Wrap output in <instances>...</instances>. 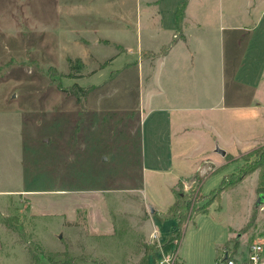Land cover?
Wrapping results in <instances>:
<instances>
[{"label":"rangeland","instance_id":"374dc122","mask_svg":"<svg viewBox=\"0 0 264 264\" xmlns=\"http://www.w3.org/2000/svg\"><path fill=\"white\" fill-rule=\"evenodd\" d=\"M180 1L0 0V189L67 190L48 203L55 211L86 204L100 190L115 225L112 236L92 237L84 210L69 224L64 216L33 214L32 204L44 210L49 198L0 195L8 253L22 247L31 259L28 245L36 242L61 250L52 259L69 264H157L168 254L179 264H216L224 248L264 244L258 170L214 196L264 146V0H188L185 34L218 37L206 47L217 55L224 94L250 103L224 117L207 113L209 123L191 121L185 128L198 135L193 145L170 153L159 145L163 136L170 140L168 130L175 141L184 129L174 113L171 126L156 111L146 117L152 68L133 67L104 84L126 62L156 58L158 51H141L159 50L172 38ZM69 57L84 61L81 76L70 74ZM74 83L98 87L80 105L64 91ZM218 147L228 150L225 156L214 152Z\"/></svg>","mask_w":264,"mask_h":264},{"label":"crops","instance_id":"0c3cea01","mask_svg":"<svg viewBox=\"0 0 264 264\" xmlns=\"http://www.w3.org/2000/svg\"><path fill=\"white\" fill-rule=\"evenodd\" d=\"M180 2H178L177 7L174 11L176 31H178L179 33L177 34V32L175 31L176 33L174 32L172 38L168 41V43L164 44L163 47H161L159 50L142 49L146 50L147 52L141 51L142 56H146V53L148 52L158 51V55L156 56V58L150 61L138 59L135 61L126 62L125 65L120 69H114L111 73L110 79L104 83L106 84L114 81V79H116L118 76L124 74L128 69L133 67H141V65H146L149 66L150 69L152 68V70L147 71V74L150 73L149 78L152 77L151 83L154 86V90L151 92L150 101H148L151 107L148 108L149 110L147 111L146 117L151 115L153 111H156L157 114L166 116L168 119V126H171L172 114L174 113L176 114V118L178 117V119L176 120H178V123L180 122L182 128L184 129V131L181 129L176 134L180 138L176 139L175 141L173 139L175 133H172L170 130H168L169 133L167 138L170 140L168 141L167 139V144L166 136L162 137L163 143L159 142V145L162 147H165V145L170 147V149L167 151L169 153L172 152V149L175 145H177L176 149H184L185 146L193 145L196 139L198 141V135L195 134L194 137H192L191 135V133L193 134L194 130L192 128H185L186 125L191 123V121L197 122L202 120L209 123L208 119L206 118L207 113H210L213 117L216 118H219V116L224 117L225 111L227 112V115H232L234 111L240 109L241 106H248L249 103L242 102V98H239L237 93H231L227 95L224 94V87L226 82L224 80L220 82L216 74V70L218 67L217 55L216 53L215 55H213L210 51V47H206V41L211 40L213 42L215 39L217 40L218 37H216V35L185 34L184 26L189 22L186 13L189 1L186 6L182 27H178L176 12ZM178 35L182 36L179 37ZM224 37L225 35H219V39L221 41H223ZM228 37L232 38L234 36L228 35ZM194 40L196 42H194ZM215 51L217 52L216 48ZM110 61H106L105 65L110 63ZM231 71L235 73L233 67ZM236 85L238 86L239 84L236 83ZM92 86L94 87V89L98 87L97 85ZM135 111H138V108L135 110L130 109L129 111H127V113ZM175 111H178L180 113L178 114ZM235 117L238 119V114ZM229 119H231L232 122L234 121L233 116H230ZM214 133L216 134V131ZM223 150L226 153L228 151H226L225 149ZM210 152L212 151H207V153L199 155L195 159V162L204 159L210 154ZM214 152L219 153L222 156L226 155L218 152L217 149L214 150ZM155 158L158 161H163V159H165L163 156H159L156 154ZM4 194L25 195L31 200V202L33 199V195L43 196V198H49L50 200H45L44 202H42L43 204H45L44 210L37 211L34 208V204H32L33 209L35 210L33 214L36 215L37 218L44 216H54L56 214V216H64V220L66 223L76 224L79 220V212L84 210L86 213L87 230L92 237H108L112 236L115 232V225L112 219L108 216L107 212L104 210L106 195L103 194V192L100 190L91 191L90 199L88 200V202H86V204H80L79 202L72 204L71 207H68V209L64 207L61 210L57 211L49 208L51 204L50 202H52V204L57 203L58 196L68 194L67 190L65 191L58 188L43 190H32L27 188L0 189V195ZM152 209V211H154V208ZM155 229H158L156 225L153 227L152 233ZM2 231L3 229L0 225V264H30L31 259L26 255L27 253L24 248L18 247V249H15L12 254L8 253L4 249L5 247ZM224 249L230 250L229 248ZM233 250L240 251L239 247L237 246H235Z\"/></svg>","mask_w":264,"mask_h":264},{"label":"trees","instance_id":"16d2710c","mask_svg":"<svg viewBox=\"0 0 264 264\" xmlns=\"http://www.w3.org/2000/svg\"><path fill=\"white\" fill-rule=\"evenodd\" d=\"M187 3L188 0L181 1L176 12V20L179 28L182 27V22L184 20ZM68 63H69L70 74H79V76H81V70L85 66L84 61L80 57L76 59L69 57ZM71 76H76V75H71ZM93 89H94L93 86H82L78 83H74L69 88L64 89V91L73 95L76 98L77 104L83 105L84 100ZM251 154H253L256 157L255 162L250 164L235 180L229 181L227 180V178L226 179L224 178L220 183V185L214 189L215 190L214 196L216 199L218 198L220 199L223 192L235 188L238 184H240L244 180V178H246L249 174L257 170L260 173V179H261L259 186L264 188V146L253 149L251 151ZM178 205H179V201L174 203L175 208H177ZM175 239L176 238L173 237L172 240ZM28 250L34 264H69V261L63 262L61 260L52 259L53 255H62V252L49 251L47 248L43 247L39 243L31 242V244L28 245Z\"/></svg>","mask_w":264,"mask_h":264},{"label":"built area","instance_id":"2783aa9c","mask_svg":"<svg viewBox=\"0 0 264 264\" xmlns=\"http://www.w3.org/2000/svg\"><path fill=\"white\" fill-rule=\"evenodd\" d=\"M159 230L155 229L150 240H159ZM149 241V242H151ZM223 255L216 264H264V244L262 242H251L243 252L242 250L224 249ZM157 264H179L176 255H169L157 261Z\"/></svg>","mask_w":264,"mask_h":264},{"label":"water","instance_id":"95a60500","mask_svg":"<svg viewBox=\"0 0 264 264\" xmlns=\"http://www.w3.org/2000/svg\"><path fill=\"white\" fill-rule=\"evenodd\" d=\"M217 151L218 152H220V153H222V154H226V152L223 150V149H220L219 147L217 148ZM262 203H264V193H261L260 195H259V198H258V200H257V205H260V204H262ZM153 210V209H152Z\"/></svg>","mask_w":264,"mask_h":264}]
</instances>
